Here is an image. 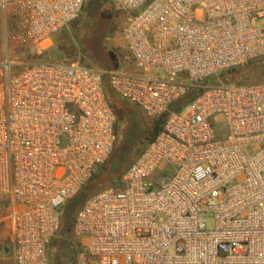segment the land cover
I'll return each instance as SVG.
<instances>
[{"label": "built area", "instance_id": "2783aa9c", "mask_svg": "<svg viewBox=\"0 0 264 264\" xmlns=\"http://www.w3.org/2000/svg\"><path fill=\"white\" fill-rule=\"evenodd\" d=\"M110 2L142 9L125 16L122 66L103 69L32 59L85 0H0V230L13 264H51L64 205L114 148L105 78L166 117L120 183L75 213L73 264H264V81L204 82L264 58V0Z\"/></svg>", "mask_w": 264, "mask_h": 264}, {"label": "rangeland", "instance_id": "374dc122", "mask_svg": "<svg viewBox=\"0 0 264 264\" xmlns=\"http://www.w3.org/2000/svg\"><path fill=\"white\" fill-rule=\"evenodd\" d=\"M87 9L88 0H85L79 16L70 24L69 28L59 32L47 49L41 55L34 56L32 59L41 58L48 61L65 62L78 61L88 67L98 68L100 63L93 56H97L100 59L103 48L109 51L114 50L116 52L119 51L121 53H125L121 37V29L125 22V16L137 14L142 8L129 13H120L115 10L110 0H106L93 16L87 12ZM101 19H104L103 23L105 26V35L103 36H99L97 34L95 35L92 31L93 23H98ZM1 35L0 27V57L2 51ZM117 61L118 67L122 66L119 58H117ZM261 81H264V58L248 62L236 70L223 73L218 77H213L208 81V84L213 82L248 84ZM140 121L146 129H151L155 125V120L148 118L143 113L140 114ZM212 123L217 127L221 126L219 119L216 121L212 120ZM132 134L133 130L131 129L129 131V137H126L127 139H125V144L127 143L129 148L121 154V156L127 161L133 159L134 155H137L147 142V138H145L143 142L137 139L134 143H132V140L130 139ZM115 152L116 151L113 149L111 153L113 154L112 160L109 156L105 163L96 169L95 173L92 175L93 179L98 180V178L102 177L110 170L115 161V157L118 156ZM101 184L103 187L107 185H116V181L107 180ZM61 237H63V240L60 242V245L62 246L61 250H63L62 254L60 253L58 243V240ZM71 246V251L79 247L77 238L73 236L71 232L64 235L60 231L57 232L56 238L51 245L52 256H56V258L58 257L61 264H73V254H71V251L68 250ZM0 264H13L11 246L6 233H0Z\"/></svg>", "mask_w": 264, "mask_h": 264}, {"label": "trees", "instance_id": "16d2710c", "mask_svg": "<svg viewBox=\"0 0 264 264\" xmlns=\"http://www.w3.org/2000/svg\"><path fill=\"white\" fill-rule=\"evenodd\" d=\"M106 0H88V9L87 12L93 16L97 10H99L100 6ZM104 19H101L98 23L94 22L92 26L93 34L97 35H105V26L103 23ZM99 63V67L103 69H113L118 67V61L116 55L103 48L101 58L99 59L97 56H93ZM239 68V67H238ZM229 70L225 73L231 72L233 70ZM213 77L206 79L204 82L208 83ZM104 90L106 94L107 101L111 108L113 109L116 115V122H115V132H116V142L113 148L115 153L118 154L115 157V161L113 166L110 170L105 173L102 177L97 179H93L92 177L88 180V182L72 197L70 198L63 207L62 214L60 217V224L57 232H62L63 235L70 232L71 224L73 222V218L77 210L82 206L86 198L93 192L102 188L103 182L109 181H116V184L120 183V178L122 173L131 163V161L138 155H134L133 159L127 161L121 154L129 148L128 144H125L126 137H129V131L132 129L133 134L130 136L132 143H134L137 139L144 141L147 138V141L154 138V136L161 130L162 124L165 120L166 113L162 114L158 118H153L155 120V125L151 129H146L143 127L140 121V114L142 112L134 107L133 105L129 104L117 94H115L112 89L110 88L107 78L104 79ZM199 89H191L188 91L183 97L178 99L177 101L173 102L170 105L171 110H178L182 108L198 91ZM173 105V107H172ZM145 145V144H144ZM144 147V146H143ZM142 147V148H143ZM113 151V150H112ZM112 153V152H111ZM120 155V157H119ZM109 158V157H108ZM113 154H110V159L112 160ZM63 237L59 238V249L60 253L62 254V246L60 242ZM55 240V239H54ZM54 242V241H53ZM66 242V241H65ZM51 264H61L59 258L56 256H52Z\"/></svg>", "mask_w": 264, "mask_h": 264}, {"label": "crops", "instance_id": "0c3cea01", "mask_svg": "<svg viewBox=\"0 0 264 264\" xmlns=\"http://www.w3.org/2000/svg\"><path fill=\"white\" fill-rule=\"evenodd\" d=\"M111 52H113V53L116 55V57L119 58V59L121 60V63L124 62V60L122 59V56L126 54V50H125V53H121V52H119V51L116 52V51H114V50H111ZM98 68H100V67H98ZM0 233H6V232L3 231V230H2V231L0 230ZM6 234H7V233H6Z\"/></svg>", "mask_w": 264, "mask_h": 264}]
</instances>
